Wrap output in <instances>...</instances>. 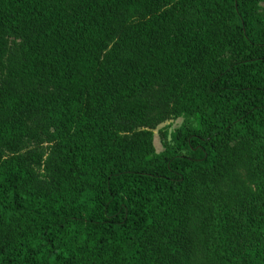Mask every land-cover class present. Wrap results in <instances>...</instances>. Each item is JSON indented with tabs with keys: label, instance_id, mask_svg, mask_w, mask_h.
<instances>
[{
	"label": "trees",
	"instance_id": "obj_1",
	"mask_svg": "<svg viewBox=\"0 0 264 264\" xmlns=\"http://www.w3.org/2000/svg\"><path fill=\"white\" fill-rule=\"evenodd\" d=\"M0 264H264V0H0Z\"/></svg>",
	"mask_w": 264,
	"mask_h": 264
},
{
	"label": "rangeland",
	"instance_id": "obj_2",
	"mask_svg": "<svg viewBox=\"0 0 264 264\" xmlns=\"http://www.w3.org/2000/svg\"><path fill=\"white\" fill-rule=\"evenodd\" d=\"M179 123H180V119L179 118L174 119V120H168V121H165L164 123H161L160 125H158L157 128L153 129V145H154V148H155L156 151L161 149V145H160V142H159V139H158L157 129L159 127L165 126L166 130L168 132L172 128L177 126ZM43 145H44V147L47 148V146H45L46 144H43Z\"/></svg>",
	"mask_w": 264,
	"mask_h": 264
}]
</instances>
